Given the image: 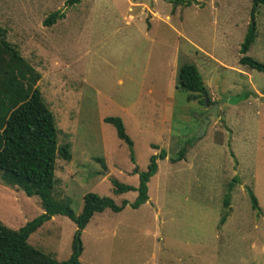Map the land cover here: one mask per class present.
Returning <instances> with one entry per match:
<instances>
[{
	"label": "rangeland",
	"instance_id": "1",
	"mask_svg": "<svg viewBox=\"0 0 264 264\" xmlns=\"http://www.w3.org/2000/svg\"><path fill=\"white\" fill-rule=\"evenodd\" d=\"M66 1L0 0V27L40 75L57 145L69 144L70 161L55 160L53 200L76 215L87 193L127 202L91 217L79 263L264 264V72L238 64L251 0ZM54 12L63 17L43 26ZM254 19L245 56L264 64V6ZM183 64L196 67L215 104L201 135L205 107L176 88ZM107 117L121 120L133 163ZM160 151L147 200L130 208L136 191L115 195L111 181L136 188L132 169L145 171ZM41 214L36 197L0 182L3 226L18 230ZM75 232L52 216L27 244L63 261Z\"/></svg>",
	"mask_w": 264,
	"mask_h": 264
},
{
	"label": "trees",
	"instance_id": "2",
	"mask_svg": "<svg viewBox=\"0 0 264 264\" xmlns=\"http://www.w3.org/2000/svg\"><path fill=\"white\" fill-rule=\"evenodd\" d=\"M78 1L67 0L65 5L71 6ZM166 1L183 6L195 3L194 0ZM259 6H264V0H251L249 21L238 50L241 55L238 64L264 72V64L245 56L255 38L254 16ZM62 17L59 12L51 13L44 19L43 26H51ZM39 79L40 75L6 41L5 30L0 27V182L16 188L27 197H36L43 211V214L18 230H10L0 223V264H80V231L94 214L107 209L117 213L127 202L123 201L117 206L110 198L87 193L83 196L81 211L76 215L68 206L53 200L51 192L55 182V160L60 158L68 162L71 157L69 144L57 145L53 115L43 103L36 86ZM176 88L186 94V101H196L204 106L203 96H207V89L194 65L183 64L178 68ZM104 122L113 126L116 137L127 146L129 160L133 163L132 142L125 134L121 120L107 117ZM157 158L164 159L165 153L160 151L158 155L151 156L143 172H139L136 167L132 169L138 179L136 188L111 181L115 195L136 191V198L129 204L130 208L136 209L147 200L146 184L156 172ZM249 195L251 207L256 209V200L252 194ZM227 206L228 195L223 199V207ZM52 216L66 217L76 228L70 243V254L63 261H56L27 244L28 236Z\"/></svg>",
	"mask_w": 264,
	"mask_h": 264
},
{
	"label": "water",
	"instance_id": "3",
	"mask_svg": "<svg viewBox=\"0 0 264 264\" xmlns=\"http://www.w3.org/2000/svg\"><path fill=\"white\" fill-rule=\"evenodd\" d=\"M203 105L206 111L201 116V125H200V130H199L200 135L203 134V132L205 131L206 125L208 123L206 117L208 115H212L215 117V114H216L215 104H212L211 106H209L207 103V96H203Z\"/></svg>",
	"mask_w": 264,
	"mask_h": 264
}]
</instances>
